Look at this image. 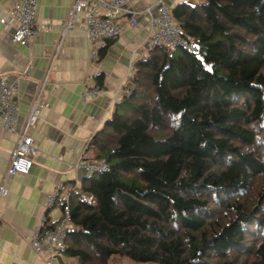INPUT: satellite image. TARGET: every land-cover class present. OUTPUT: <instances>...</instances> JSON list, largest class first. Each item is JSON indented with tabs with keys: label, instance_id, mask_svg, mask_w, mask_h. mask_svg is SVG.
<instances>
[{
	"label": "trees",
	"instance_id": "trees-1",
	"mask_svg": "<svg viewBox=\"0 0 264 264\" xmlns=\"http://www.w3.org/2000/svg\"><path fill=\"white\" fill-rule=\"evenodd\" d=\"M172 11L198 51L151 49L93 137L110 170L70 194L74 264H264V0Z\"/></svg>",
	"mask_w": 264,
	"mask_h": 264
},
{
	"label": "crops",
	"instance_id": "crops-1",
	"mask_svg": "<svg viewBox=\"0 0 264 264\" xmlns=\"http://www.w3.org/2000/svg\"><path fill=\"white\" fill-rule=\"evenodd\" d=\"M74 1L41 0L38 20L51 23L53 29L36 35L29 45L15 42L12 30L0 22V75L19 84L17 132L5 129L0 118V184L6 176L18 133L47 77ZM157 1L138 0L124 5L116 22L126 25L129 17L137 13L138 23L126 25L115 39L90 40L85 29L88 9L78 16L75 27L66 32L47 78L42 114L30 130L38 145L34 164L29 173L8 178L9 194L0 202V264H46V256L36 253L30 236L45 214L49 226L57 223L62 217L64 203L61 201L58 205L56 202L53 208L47 209V195L63 183L66 190L61 196H64L87 176L85 167L78 164L79 158L91 153L88 149L93 137L113 118L127 89L133 87L135 65L149 55L150 15L145 8ZM165 1L173 8L181 2H197ZM13 2L0 0V16ZM107 12L106 7H97L96 14ZM153 12L157 15L155 8ZM104 46L108 48L101 55ZM96 50L98 55L94 58L92 52ZM95 85L101 86V92L82 100L83 88ZM74 263L75 259L65 253L54 262Z\"/></svg>",
	"mask_w": 264,
	"mask_h": 264
},
{
	"label": "built area",
	"instance_id": "built-area-1",
	"mask_svg": "<svg viewBox=\"0 0 264 264\" xmlns=\"http://www.w3.org/2000/svg\"><path fill=\"white\" fill-rule=\"evenodd\" d=\"M40 1L41 0H14L12 7L6 9L3 15L0 16V22L4 27L12 30V37L15 42L21 45H29L33 38L39 33L53 29L51 23H42L38 20ZM133 1L138 0L74 1L69 10L67 21L63 26L60 44L52 57L51 67L47 77L38 89L26 123L22 131L18 133L17 143L11 152L10 164L6 176L0 184V202L9 194L8 178L20 173H29L34 164V157L38 153V145L31 135L30 130L42 114L44 108L42 99L46 89L47 78L58 56L59 48L66 32L75 27L78 16L82 14L85 9H88L85 15V29L90 40L115 39L122 34L126 25L135 26L138 23L137 13H133L129 17L126 25L116 22V18L122 11L124 5ZM99 5L108 9L107 14H96ZM154 8L156 9L157 15H154ZM145 10L150 15L149 24L151 34L149 37V49L165 46L169 49L184 47L191 52L198 51L196 43L186 41L182 38V27L174 18L172 11L173 7L169 3L165 0H158L157 3L146 7ZM97 55V50L92 52L94 58L97 57ZM18 87L19 84L17 82H11L6 75H0V118L3 127L14 133L17 132L16 123L19 112ZM132 91L133 87L127 89L126 96H129ZM100 92V85L92 87L86 86L83 88L81 98L85 100ZM78 164L85 167L87 176L110 170V165L105 158L87 160L85 156L82 155L79 158ZM79 184L76 183L71 192L76 190ZM65 190V184L60 183L47 195V209H51L56 205L57 200ZM71 192L62 196L64 201L63 213L61 219L55 226L52 227L48 225L49 218L47 214H45L41 219L40 225L35 228L30 236L31 245L36 253L46 256V264H54L56 258L62 255L67 248L66 236L72 219L70 208ZM88 201H91V197H88Z\"/></svg>",
	"mask_w": 264,
	"mask_h": 264
},
{
	"label": "rangeland",
	"instance_id": "rangeland-1",
	"mask_svg": "<svg viewBox=\"0 0 264 264\" xmlns=\"http://www.w3.org/2000/svg\"><path fill=\"white\" fill-rule=\"evenodd\" d=\"M61 201H62V196L57 200V204L59 205ZM110 264H158V263L140 262V261L133 260L129 257H121V256L114 255L110 258Z\"/></svg>",
	"mask_w": 264,
	"mask_h": 264
},
{
	"label": "water",
	"instance_id": "water-1",
	"mask_svg": "<svg viewBox=\"0 0 264 264\" xmlns=\"http://www.w3.org/2000/svg\"><path fill=\"white\" fill-rule=\"evenodd\" d=\"M148 44V43H147Z\"/></svg>",
	"mask_w": 264,
	"mask_h": 264
}]
</instances>
